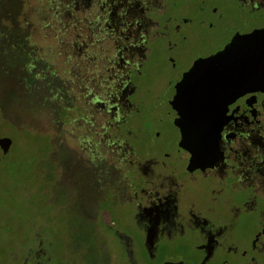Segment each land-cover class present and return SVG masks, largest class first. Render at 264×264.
<instances>
[{"label": "flooded vegetation", "instance_id": "obj_1", "mask_svg": "<svg viewBox=\"0 0 264 264\" xmlns=\"http://www.w3.org/2000/svg\"><path fill=\"white\" fill-rule=\"evenodd\" d=\"M35 1L21 74L52 116L67 105L56 139L93 182L81 216L121 264H264V0ZM225 46L182 145L179 80ZM49 245L35 235L13 264H58Z\"/></svg>", "mask_w": 264, "mask_h": 264}, {"label": "rangeland", "instance_id": "obj_2", "mask_svg": "<svg viewBox=\"0 0 264 264\" xmlns=\"http://www.w3.org/2000/svg\"><path fill=\"white\" fill-rule=\"evenodd\" d=\"M36 5L35 0H0V135L11 138L8 150H0V264H13L12 253L32 246L35 235L49 241L58 264H111L109 254L115 256L112 264H121L116 239L95 231L81 216L86 211L78 200L88 198L93 182L84 165L56 139V124H61V137L70 123L68 115L56 117L59 107L67 105L57 92L55 96L44 87L46 95L63 105L52 116L32 88L30 76L21 74L19 64L26 63L21 57L33 60L39 54V44L31 45L37 47L33 54L23 48L22 27L31 22L38 29L31 13ZM8 59L17 65L12 67ZM127 209L119 206L116 211L123 214Z\"/></svg>", "mask_w": 264, "mask_h": 264}, {"label": "water", "instance_id": "obj_3", "mask_svg": "<svg viewBox=\"0 0 264 264\" xmlns=\"http://www.w3.org/2000/svg\"><path fill=\"white\" fill-rule=\"evenodd\" d=\"M228 51L226 46L218 53H214L202 60H196L189 70L183 75L179 80L176 93L171 100L173 107L178 111L179 116L176 121V124L180 130L179 143L186 145L187 141V132L196 128L197 125V116L199 113V108L196 106L197 101L200 99V93L202 88L200 81L203 75L201 70H204L201 65L208 61H216L220 59V55L225 54ZM219 57V58H218ZM208 75L204 77L207 78ZM11 144V138L8 135H0V150L2 153H5ZM170 262H164L163 264H168Z\"/></svg>", "mask_w": 264, "mask_h": 264}]
</instances>
